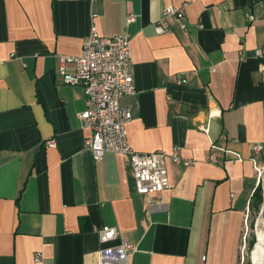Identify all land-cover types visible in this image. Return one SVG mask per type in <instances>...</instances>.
<instances>
[{"label": "crops", "instance_id": "crops-1", "mask_svg": "<svg viewBox=\"0 0 264 264\" xmlns=\"http://www.w3.org/2000/svg\"><path fill=\"white\" fill-rule=\"evenodd\" d=\"M93 26L131 37V146L194 160L168 158L161 193L137 192L129 155L86 145V93L59 56ZM263 65L264 0H0V264H100L123 239L129 264H240L264 172ZM104 227L119 237L103 244Z\"/></svg>", "mask_w": 264, "mask_h": 264}, {"label": "built area", "instance_id": "built-area-1", "mask_svg": "<svg viewBox=\"0 0 264 264\" xmlns=\"http://www.w3.org/2000/svg\"><path fill=\"white\" fill-rule=\"evenodd\" d=\"M179 10L175 6H166L162 18L156 25L157 32H165L168 17L177 15ZM249 17L253 18L252 15ZM134 20L136 15L129 14L127 23ZM258 54L262 55V51L259 50ZM59 61V71L64 81L71 85L83 86L86 93L87 109L80 114V117L85 127L91 130V136L86 140L87 147L97 159L104 158L108 152L129 155L138 193L157 194L170 186L168 158L185 166L194 164V160L182 158L177 149L169 154L164 150L140 152L131 146L127 124L132 119L133 113L130 108L123 107L120 103L125 95L135 92L129 34L106 37L99 33L96 26H93L90 34L83 41L82 53L79 56L60 55ZM70 63L75 66L74 72L67 70V65ZM262 69L264 71V65ZM47 144L51 147L56 146L53 140H49ZM260 148V145L256 147L257 150ZM248 227L247 217L246 233ZM119 233L117 227H104L100 232V241L103 244L109 243L118 238ZM246 237L245 234L244 244ZM135 249V245L126 239L118 244L106 246L101 250L100 264H129ZM35 260L40 261L41 255L36 254Z\"/></svg>", "mask_w": 264, "mask_h": 264}, {"label": "rangeland", "instance_id": "rangeland-1", "mask_svg": "<svg viewBox=\"0 0 264 264\" xmlns=\"http://www.w3.org/2000/svg\"><path fill=\"white\" fill-rule=\"evenodd\" d=\"M264 177V172H263ZM263 179V178H262ZM262 194V200L258 201L257 198H254L251 208V213L249 215L248 219V230H247V237L246 242L243 244L241 248V256H240V264H258V234L257 233V225H258V219L261 220L260 228H264V179L261 182V192ZM262 225V226H261ZM264 230V229H263ZM252 242L257 243L256 249L251 253L254 245H252ZM243 249V253H242ZM254 254V255H253ZM244 257V259H243Z\"/></svg>", "mask_w": 264, "mask_h": 264}, {"label": "bare ground", "instance_id": "bare-ground-1", "mask_svg": "<svg viewBox=\"0 0 264 264\" xmlns=\"http://www.w3.org/2000/svg\"><path fill=\"white\" fill-rule=\"evenodd\" d=\"M261 220L262 219H258L257 233H256L258 234V264H264V230H263L264 228L262 227L260 228Z\"/></svg>", "mask_w": 264, "mask_h": 264}, {"label": "trees", "instance_id": "trees-1", "mask_svg": "<svg viewBox=\"0 0 264 264\" xmlns=\"http://www.w3.org/2000/svg\"><path fill=\"white\" fill-rule=\"evenodd\" d=\"M260 192H261V186H259V187L257 188L256 192H255V198L258 199L259 203H260V201L262 200V194H261ZM252 245H254V247H253L251 253L256 249V245H257V243L255 242V244H254V242H252Z\"/></svg>", "mask_w": 264, "mask_h": 264}]
</instances>
